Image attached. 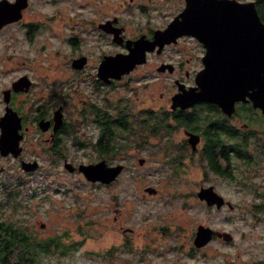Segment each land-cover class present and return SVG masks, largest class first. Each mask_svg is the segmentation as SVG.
I'll use <instances>...</instances> for the list:
<instances>
[{"label": "flooded vegetation", "instance_id": "1", "mask_svg": "<svg viewBox=\"0 0 264 264\" xmlns=\"http://www.w3.org/2000/svg\"><path fill=\"white\" fill-rule=\"evenodd\" d=\"M49 1L56 6L41 19L34 17L32 1L26 0L19 18L0 25V45L2 35L3 43L10 44V52L0 55V214L20 196L58 183L64 172L83 176L78 164L104 159L102 153L114 150L113 137L123 139L129 133L124 131H131L141 146L145 134H153L152 152L168 161L170 181L189 190L211 186L224 198L221 206L230 201L222 192L232 188L264 193V113L247 95L225 108L200 99L172 106L176 94L198 90L196 76L214 57L232 63L226 69L240 74L256 69L257 48L249 41L232 40L225 31H210L204 38V0ZM237 1L253 2L264 23V0ZM186 26L193 32H186ZM219 38L222 49L214 45ZM50 41L60 60L43 62L40 55L28 54L41 53ZM136 44L145 47L143 60L119 76L106 63L99 74L103 60L126 54ZM49 69L60 71L58 83L50 81L56 72ZM132 79L169 80L171 87L160 89L154 98L136 89L116 95L118 84ZM84 80L88 93L77 88ZM82 125L98 130L90 143ZM86 145L102 152L97 160L77 158ZM65 163L74 168L68 170ZM195 165L202 169L201 180L185 174ZM256 205L264 208L262 201Z\"/></svg>", "mask_w": 264, "mask_h": 264}, {"label": "rangeland", "instance_id": "2", "mask_svg": "<svg viewBox=\"0 0 264 264\" xmlns=\"http://www.w3.org/2000/svg\"><path fill=\"white\" fill-rule=\"evenodd\" d=\"M31 1L37 19L56 6L49 0ZM131 8L137 13L136 6ZM1 41L0 55H6L10 44L3 43L4 35ZM51 44L39 54H28L54 63L60 57L51 51ZM49 72H56L50 81L58 83L60 71ZM164 82L121 81L116 95L132 94L136 89L145 98H154L160 89L171 87L169 80ZM89 87L85 80L77 86L83 93H88ZM81 129L87 131L86 142L94 140L98 132L94 126L82 125ZM123 133H128L123 139L113 137V151L102 153L86 145L77 154L81 160H97L102 153L108 163H124L125 169L107 183L109 186L90 184L83 176L64 172L58 183L20 196L18 204L11 202L2 208L0 217L27 227L36 242L44 244L58 236L63 244L37 247L34 260L23 264H264V208L256 205L264 202L263 192L232 188L222 192L232 207H209L196 196L198 186L189 190L170 181L168 161L152 152L156 141L153 134H145L141 146L131 131ZM139 157L144 158L142 163ZM201 170L190 166L185 174L191 180H201ZM146 186L155 191L148 193ZM200 223L215 231H228L232 238L225 240L214 234L206 244L196 247L192 239Z\"/></svg>", "mask_w": 264, "mask_h": 264}, {"label": "water", "instance_id": "3", "mask_svg": "<svg viewBox=\"0 0 264 264\" xmlns=\"http://www.w3.org/2000/svg\"><path fill=\"white\" fill-rule=\"evenodd\" d=\"M7 0H0V25L15 20L20 17V9L25 6L26 0H14L10 4ZM186 32H193L189 27H184ZM225 31L231 34V39L249 41L251 45L257 48L256 69L240 74L233 68L227 70V65L219 60L218 57L205 62L202 69L196 76L198 90L196 92H184L172 97V106L176 101L180 105H187L195 100H206L218 103L225 108V104H231L236 99L247 98L254 106H257L264 113V23L260 19L253 2H238L237 0H204V38L207 32ZM214 44L216 48L222 49L223 45ZM145 47L136 44L126 54L115 53L112 58H107L100 63L99 74L105 64H112L113 76H119L122 72L128 70L135 62L144 59ZM204 70V74H203ZM204 75V79H203ZM180 98V99H178ZM142 163L143 158H138ZM68 170L74 168L73 165L65 163ZM124 165L116 163L108 164L104 159L96 162L79 163L77 169L89 181H99L103 184L110 183L121 172ZM148 193L155 191L154 187L146 186L144 188ZM196 196L203 200L206 205L214 204L220 207L225 201L224 198L212 189L211 186H201L196 191ZM226 204L232 207L230 201ZM43 225V224H42ZM216 234L225 240H230L232 235L228 231H215L208 225L198 224L193 235V245L196 247L206 244L212 236Z\"/></svg>", "mask_w": 264, "mask_h": 264}, {"label": "trees", "instance_id": "4", "mask_svg": "<svg viewBox=\"0 0 264 264\" xmlns=\"http://www.w3.org/2000/svg\"><path fill=\"white\" fill-rule=\"evenodd\" d=\"M13 204H18L12 202ZM27 227L0 217V264H23L34 260L36 249L45 248L48 244L59 246L58 236L47 239L44 244H39L31 236ZM65 246V245H64ZM65 248H72L65 246ZM67 249V250H68Z\"/></svg>", "mask_w": 264, "mask_h": 264}]
</instances>
